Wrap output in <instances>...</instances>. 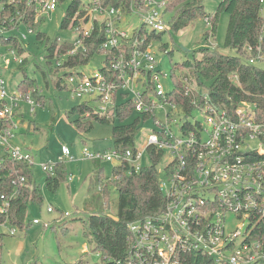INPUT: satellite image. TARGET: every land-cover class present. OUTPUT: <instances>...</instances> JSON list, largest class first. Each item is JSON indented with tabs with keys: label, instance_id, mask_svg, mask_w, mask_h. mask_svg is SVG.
Returning <instances> with one entry per match:
<instances>
[{
	"label": "built area",
	"instance_id": "2783aa9c",
	"mask_svg": "<svg viewBox=\"0 0 264 264\" xmlns=\"http://www.w3.org/2000/svg\"><path fill=\"white\" fill-rule=\"evenodd\" d=\"M60 2L29 0L28 4L35 8L37 23L55 11ZM260 3L263 38L264 0ZM82 7L86 14L75 27L76 31L89 35L94 20L103 22L107 35L103 49L122 47V50L114 59L113 71L99 70L93 76L73 75L65 82L67 89L78 98L96 101L99 114L106 117L111 116L121 96L129 97L135 104V112L148 116L144 121L151 119L157 125L143 148L91 150L85 147L83 156L118 165L127 162L135 172L145 167L142 160L146 153L150 157V147L163 151L164 160L168 159L164 169L169 185L160 181L166 199L163 210L129 223L125 257L106 258L102 264H199L204 261L264 264V113L249 101H242L234 109L222 107L188 76H183L182 81L185 94L192 97L190 108L174 99L175 81L172 90L165 91L162 76L166 73L157 68L161 64L154 46L157 40H150L149 35L170 29L165 16L167 0H142V5H132L129 13L120 6L104 7L99 0L83 2ZM134 16L141 18L142 25L132 29L127 23ZM206 20L210 23L209 18ZM0 30L7 31L3 27ZM28 32L32 33L33 28ZM26 37L22 34L20 39ZM76 44L80 46V40ZM9 51L20 64L23 59L17 51ZM261 57L262 54L251 57L249 62L256 64ZM9 62L7 57L0 61V166L6 158L13 163L26 161L32 165L31 150L16 142L17 131L23 125L20 102L26 100L32 112L40 104L30 93L9 94L2 75V65ZM230 77L238 82L237 74ZM157 109L163 111L164 119L158 117ZM195 112L203 115L204 120L196 119ZM66 159L76 157L67 145H62L58 162ZM55 164L45 163L42 167L53 174ZM25 182L26 177L21 175L13 180V185L18 189ZM17 191L1 195L0 214L9 213ZM53 211L52 206L48 207V212ZM232 218L238 224L229 227L228 221ZM33 223L42 221L34 218ZM0 227L9 229L7 235H16L17 227L7 221L0 222ZM2 236L5 233H0V264H6Z\"/></svg>",
	"mask_w": 264,
	"mask_h": 264
},
{
	"label": "trees",
	"instance_id": "16d2710c",
	"mask_svg": "<svg viewBox=\"0 0 264 264\" xmlns=\"http://www.w3.org/2000/svg\"><path fill=\"white\" fill-rule=\"evenodd\" d=\"M66 1L69 0H61L60 5ZM28 3L29 0H0L2 6L0 27L7 30L5 33L0 30V41L8 49L16 50L19 56H23L20 65L27 64L28 55H26L27 47L17 32L22 26H26L28 29L33 28L35 31L46 20V17L43 16L36 23L35 8ZM82 3V0L69 1L60 29L75 28L80 24V19L86 14ZM99 3L104 7L120 6L126 13H129L131 6L140 7L142 0H99ZM261 7L260 0H222L216 13L211 15L207 13L203 0H167L166 13H172L169 20L166 18L170 29L166 32L151 33L150 40L159 41L167 32L179 31L200 18L210 19L211 27L205 33V37L208 38L210 33L214 34L217 29L220 13L226 12L230 18L225 47L235 53L233 56L224 55L217 49L204 46L197 51V56L194 59L186 60L181 66L186 68L189 73L182 72L180 76L173 79L176 85L173 97L178 103L184 105L186 109L191 107L192 97L185 94V85L182 81L183 76H188L193 83L203 90H207L213 101L222 107L234 109L242 101H249L256 104L259 110L264 113V69L249 62L251 57L263 55L264 52V37L261 38L263 25ZM76 14H78L77 18H75ZM36 39L37 43L45 44L47 52L45 58L49 63H53L52 58H57V65L49 73V78L46 72L43 73L47 85H49V81H52L58 89L67 88L65 82L69 77L83 75L77 69L89 65L97 55L104 56V65L100 70L105 73L113 71L114 59L122 50V47L103 49L102 45L106 42L107 35L105 24L98 20H94V27L89 35L79 33L78 37L72 41H61L59 36L52 39L43 31H37ZM77 40H80V46H77ZM127 45L125 42L124 47ZM249 47L252 50H249ZM162 49H167V44H163ZM245 59L248 61L245 62ZM61 60L63 61L61 62ZM181 66L174 65V68ZM21 69L25 77L17 85V88L23 94L30 93L40 105L44 106L46 99L42 95V91L35 87L36 81L27 76L25 67H21ZM232 74H237L238 82L230 77ZM205 82H208L209 87ZM123 99L109 117L100 115L97 105H93L90 101L72 107L70 113L79 115L74 121L75 127L80 131L88 132L92 129L94 120L112 124V138L115 147L119 149L134 148L136 135L148 116L138 114L139 116L133 121L127 122L136 113L135 104L129 97ZM94 102L96 103V101ZM24 115V113L21 115L22 123ZM116 121H120V123L116 124ZM149 154L151 165L143 167L139 172L133 171L132 166L127 162L116 166L112 175L109 176L105 175L104 168L99 167L97 181L102 200L107 203L113 189L119 192L115 218L105 213H94L88 220L83 221L85 235L92 251L102 253V262L106 258L125 257L128 247L129 223L147 215L158 214L164 208L166 199L160 188L159 169L160 163L164 161V153L150 147ZM48 174L45 187L49 191L57 193L62 182L68 179L66 162H57L54 166V173ZM21 175L26 177V182L24 186L17 189L13 185V180ZM16 190L18 191L13 197L9 213H7L8 215L0 214V222L7 221L9 225L26 230L31 225V222L27 221L28 206L30 203L42 204V189L34 179L32 165L26 161L13 163L9 158H6V161L0 166V205L2 204V194L12 195ZM2 238L4 239L3 236ZM76 264L85 263L80 259ZM199 264L211 263L204 261Z\"/></svg>",
	"mask_w": 264,
	"mask_h": 264
},
{
	"label": "rangeland",
	"instance_id": "374dc122",
	"mask_svg": "<svg viewBox=\"0 0 264 264\" xmlns=\"http://www.w3.org/2000/svg\"><path fill=\"white\" fill-rule=\"evenodd\" d=\"M82 1L89 3L92 0ZM221 1L203 0L207 13L214 15ZM68 5L69 1L59 5L32 33L28 32L26 26H22L17 32L20 37L22 34L27 35L23 40L27 47V54H25L28 55L26 65H20L9 49L0 41V61L5 57L10 58L8 64L2 65V75L6 80L9 94L17 93L19 95L20 90L17 85L25 77L21 69V67H25L27 76L36 81L35 87L42 91V95L46 99L45 105L36 107L33 112L26 100L20 102L25 115L23 125L17 131L19 133L17 143L29 148L33 154L32 170L36 183L41 186L43 202L42 204H29L27 221L31 222V225L28 229L17 228L16 235L10 236L7 235L9 231L7 227H0V233H5L2 252L3 261L6 264H76L80 259L85 264H101L102 253L92 251L85 235L83 221L88 220L94 213H105L114 218L117 215L119 192L113 189L109 200L105 203L98 189L97 174L101 166L104 168L106 176L112 175L113 169L118 166V163L94 161L85 158L82 154L85 147L91 150L114 149L113 125L94 120L90 131L78 130L74 121L79 115L70 113V110L91 99L78 98L71 89H58L52 81H49V85H47L44 78L43 72H46L49 78V73L55 69L57 58L51 59L53 63H49L45 58L47 54L45 44L37 43V31L45 32L52 39L59 36L61 41L75 40L79 35L75 28L60 29ZM1 8L0 5V10ZM165 16L169 20L172 13L167 12ZM229 18L228 13L221 12L216 31L214 34L210 33L208 38L205 37V33L210 29L211 23L207 22L206 18H200L179 31L167 32L161 40L154 43L157 59L161 61L157 68L166 73L165 76H162V85L165 91L172 90L174 77L180 76L182 72L189 73L181 65L188 59H194L201 47L209 46L224 55H235L233 51L225 47ZM127 24H129L128 27L132 26L134 29L142 25V20L139 16H134ZM163 44H167V49H162ZM103 65L104 56L97 55L89 65L77 70L87 76H93ZM174 65L181 67L174 68ZM256 66L264 69V52L261 59L257 60ZM205 83L209 87L208 82ZM123 100L121 96L119 102ZM90 102L93 105L98 104L93 100ZM156 114L164 119L161 109H157ZM138 116V113H134L127 122L133 121ZM194 117L200 121L204 120L203 115L199 112H195ZM119 123L120 121H116V124ZM156 126L151 119L142 123L135 139L136 148H143L147 136L157 129ZM62 145H67L76 159H66L68 179L62 182L57 193H53L45 187V181L49 174L43 169L42 164L57 163ZM167 161L168 159L162 161L159 169L160 181L168 186L169 182L164 169ZM151 162L146 153L142 164L149 166ZM50 206L54 208L51 213L48 212ZM66 212L69 215L63 216V213ZM34 218H38L42 223L34 224ZM44 223H49V226H45ZM237 224L236 219L232 218L228 221L229 227H234Z\"/></svg>",
	"mask_w": 264,
	"mask_h": 264
},
{
	"label": "crops",
	"instance_id": "0c3cea01",
	"mask_svg": "<svg viewBox=\"0 0 264 264\" xmlns=\"http://www.w3.org/2000/svg\"><path fill=\"white\" fill-rule=\"evenodd\" d=\"M18 136H19V135H18ZM18 138H19V137L16 138V142H17Z\"/></svg>",
	"mask_w": 264,
	"mask_h": 264
}]
</instances>
